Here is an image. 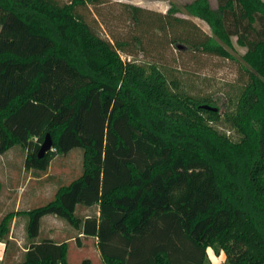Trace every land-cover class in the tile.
Here are the masks:
<instances>
[{
    "label": "trees",
    "instance_id": "obj_1",
    "mask_svg": "<svg viewBox=\"0 0 264 264\" xmlns=\"http://www.w3.org/2000/svg\"><path fill=\"white\" fill-rule=\"evenodd\" d=\"M101 2L0 0V153L20 144L26 167L46 169L57 154L84 150L78 177L16 212L29 240L14 264H71L67 241L37 239L47 214L96 237L106 264H205L209 247L225 264H264V0L182 7L212 31L195 47L233 59V36L246 47L230 116L239 141L209 123L220 117L211 98L171 91L156 64L122 58L128 42L99 34L85 13ZM127 6L142 24L148 11ZM179 11L171 5L157 26L183 20ZM48 133L53 146L39 157ZM94 205L99 215H79ZM14 215L0 220L6 262L17 250Z\"/></svg>",
    "mask_w": 264,
    "mask_h": 264
},
{
    "label": "rangeland",
    "instance_id": "obj_2",
    "mask_svg": "<svg viewBox=\"0 0 264 264\" xmlns=\"http://www.w3.org/2000/svg\"><path fill=\"white\" fill-rule=\"evenodd\" d=\"M188 1L191 0H102L97 6L89 4V9L85 10V13L99 34L113 42L115 40L128 42L126 50H120L124 60L143 65L146 70L154 63L166 75L171 91L197 98L209 97L216 102L213 108L219 112L220 117L217 120H209V123L231 140L239 141L242 135L232 124L230 116L235 111L238 97L247 80V75L240 64L241 55L246 47L241 46L237 42V37L233 36L232 48H227L236 59L208 53L195 47L199 39L206 34L210 35L212 31L205 21L187 14L182 9L184 3ZM210 2L217 8V0ZM128 4L139 5L148 11L142 12L145 17L142 24L131 20ZM173 4L181 7V11L176 15L183 20L166 25L164 29L158 27L160 20L165 22L164 13ZM204 115L207 116V113ZM83 164L84 150L81 148H74L67 154H57L49 164L52 173L47 183L49 187L45 195L39 199L38 205L49 201L59 185L78 177L83 171ZM9 212L10 207L2 216ZM78 213L81 216L99 215V206L87 208L79 206ZM48 215L41 222L37 239L48 236L56 240L69 239L68 260L71 264L79 263L84 258H90L91 264H106L96 237L81 234V229L62 217ZM26 224L23 230H20V234L25 237L21 242L24 247L29 240ZM207 253L205 264H213V259L217 264H225L224 253L222 257L216 255L212 247L207 249Z\"/></svg>",
    "mask_w": 264,
    "mask_h": 264
},
{
    "label": "crops",
    "instance_id": "obj_3",
    "mask_svg": "<svg viewBox=\"0 0 264 264\" xmlns=\"http://www.w3.org/2000/svg\"><path fill=\"white\" fill-rule=\"evenodd\" d=\"M26 155V148L20 144L0 153V219L9 207L11 212L24 211L35 207L38 205L39 199L45 195L47 187H49L47 183L52 177L50 166L46 169L28 168L25 165ZM47 216L49 215L43 216L41 222ZM27 220V216L23 213H15L13 216L9 238L16 243L17 250L12 252L11 260L6 262V243L0 239V264H14V261L19 259L26 250V246L24 247L21 244L25 237L20 234V230H23ZM48 237L53 238L52 236ZM65 241L69 244V239Z\"/></svg>",
    "mask_w": 264,
    "mask_h": 264
},
{
    "label": "water",
    "instance_id": "obj_4",
    "mask_svg": "<svg viewBox=\"0 0 264 264\" xmlns=\"http://www.w3.org/2000/svg\"><path fill=\"white\" fill-rule=\"evenodd\" d=\"M208 108L216 110V109H214L211 106H209ZM52 146H53V140H52L50 134L48 133V134H46V136H45V138H44V140H43V142H42V144L40 146V149H39V152H38V156L39 157L44 156V154L47 151H49L52 148Z\"/></svg>",
    "mask_w": 264,
    "mask_h": 264
},
{
    "label": "clouds",
    "instance_id": "obj_5",
    "mask_svg": "<svg viewBox=\"0 0 264 264\" xmlns=\"http://www.w3.org/2000/svg\"><path fill=\"white\" fill-rule=\"evenodd\" d=\"M221 255H223V253H221ZM213 264H217L216 260L214 259L213 260Z\"/></svg>",
    "mask_w": 264,
    "mask_h": 264
}]
</instances>
